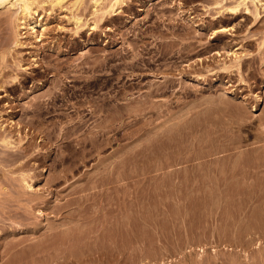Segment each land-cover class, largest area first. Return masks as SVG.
Segmentation results:
<instances>
[{"label":"rangeland","instance_id":"obj_1","mask_svg":"<svg viewBox=\"0 0 264 264\" xmlns=\"http://www.w3.org/2000/svg\"><path fill=\"white\" fill-rule=\"evenodd\" d=\"M39 1L19 19L0 10V133L15 146H0V264L82 257L92 242L106 251L92 264H264V7L125 0L98 23L91 0ZM95 57L109 65L88 68ZM118 89L126 113L93 115Z\"/></svg>","mask_w":264,"mask_h":264},{"label":"bare ground","instance_id":"obj_2","mask_svg":"<svg viewBox=\"0 0 264 264\" xmlns=\"http://www.w3.org/2000/svg\"><path fill=\"white\" fill-rule=\"evenodd\" d=\"M63 0H51V2H52V4L53 3H56V4H59L60 2H62ZM125 0H91L90 2H93L92 3V7H94L95 9L93 10V16L95 15L96 17V22L98 21V23H99V21H100V19H102V18H104L103 16V13H100V12H102V11H104V8H103V6H102V4H105L106 6H104L105 8H106V10H107V8L108 7H110L112 10H114L115 8H116V6L117 5H119L120 3L122 4L123 2H124ZM231 1V0H230ZM85 2H86V0H85ZM107 2V3H106ZM219 2H222V1H217V3H219ZM84 3V0H75V4L77 5V7H80V6H82V4ZM216 3V4H217ZM229 3V2H228ZM251 3V2H250ZM252 3L254 4V6H255V10L256 11H253V7L252 8H250V6H249V1L248 0H235L234 2H233V4L231 5V6H226V7H220L221 9L218 11V12H227V13H229V14H233V15H237V14H239V13H241L242 12V10H245L247 13H249V12H251V14H253L254 16H255V14L257 13V9L259 8V6H263L264 7V2H263V0H252ZM251 3V4H252ZM259 3H260V5H259ZM38 4H40V1L39 0H0V10L1 9H8V10H10V8H13L12 10L14 11V13H17V16H18V14H20V15H25V14H27L28 13V11H32V10H34V6L35 5H38ZM231 4V3H230ZM252 4V5H253ZM227 5V4H226ZM120 6V5H119ZM86 7H88L87 6V4H86ZM213 9V8H212ZM219 9V8H218ZM259 10V9H258ZM35 11V10H34ZM117 12V11H116ZM36 13V12H35ZM215 13V12H214ZM99 14H101V15H99ZM261 14V13H260ZM11 15V14H10ZM81 15V14H80ZM79 14H73V16H72V18L74 19V20H76L78 23H81V21H82V16H80ZM9 16V15H8ZM219 16H220V14H219ZM222 16V15H221ZM258 16H260V15H258ZM11 17V16H10ZM13 17V16H12ZM108 17H109V14H108ZM235 17V16H234ZM7 18V17H6ZM18 19H19V16L17 17ZM259 18V17H258ZM10 20V19H9ZM103 20V19H102ZM257 20V19H256ZM27 21V20H26ZM95 21V20H94ZM84 22V21H83ZM82 22V24H84ZM97 25H99V24H97ZM95 27V26H94ZM31 28H32V30H34V31H36L37 29H38V23L36 24V23H34V24H31ZM218 32V31H217ZM200 33V32H199ZM258 33V32H257ZM261 33V32H260ZM262 35H263V33H262ZM17 41V40H16ZM18 42V41H17ZM21 42V41H20ZM19 42V43H20ZM207 43V42H206ZM261 43V42H260ZM18 45V44H17ZM259 45V44H258ZM261 47V46H260ZM52 48V47H51ZM223 48V47H222ZM108 54V53H107ZM142 54V53H141ZM56 55V54H55ZM94 57V56H93ZM125 57V56H124ZM139 58V57H138ZM105 59H108V57L106 56L105 57ZM240 59V58H239ZM112 60V59H111ZM142 60V59H141ZM140 60V61H141ZM11 61V60H10ZM106 60H102V61H100L99 59H97L96 57L94 58V60L93 61H89L90 63H91V67H88V68H91L92 70H95V71H97L98 70V68H99V70L98 71H100L101 70V68L100 67H104L105 65H109V64H107L106 62H105ZM117 61V60H116ZM120 61V60H119ZM138 61H139V59H138ZM143 61H144V59H143ZM241 61V60H240ZM108 62V61H107ZM238 62V61H237ZM109 63V62H108ZM139 63V62H138ZM1 64V63H0ZM118 64V63H117ZM177 64V63H176ZM236 64V63H235ZM238 64V63H237ZM118 65H121V64H118ZM239 65V64H238ZM16 66V65H15ZM237 66V65H236ZM107 67V66H106ZM114 67V66H113ZM112 67V68H113ZM125 67H127V66H125ZM124 67V68H125ZM17 68V67H16ZM109 68H111V67H109ZM116 68V65H115V67H114V69ZM120 68V66H118V68L117 69H119ZM128 68V67H127ZM130 68H132V70H134V69H136V64H132V65H130ZM21 69V68H20ZM97 69V70H96ZM105 69V68H104ZM103 69V70H104ZM14 70H15V68H14ZM107 70V69H106ZM110 71H112V69L110 70ZM118 71H120V73L122 72L120 69L118 70ZM135 71V70H134ZM114 72V71H113ZM7 73V72H6ZM96 73V72H95ZM99 73V72H98ZM123 73V72H122ZM152 73V72H151ZM5 74V73H4ZM116 74L118 75L119 73H117L116 72ZM129 75H130V73H128ZM132 74V73H131ZM111 75H112V73H111ZM111 75H109V77L111 76ZM123 75V74H122ZM124 75H125V73H124ZM123 75V76H124ZM134 75V74H133ZM114 76V75H113ZM112 76V77H113ZM101 77V76H100ZM131 77V76H130ZM2 78V77H1ZM3 79V78H2ZM113 79H115V80H119L120 82H122L121 80H120V78H119V76L117 77H115V78H113ZM121 79H123V78H121ZM107 81V80H106ZM19 82V81H18ZM109 82V81H108ZM1 83V82H0ZM8 83V82H7ZM21 83V82H20ZM86 83V82H85ZM101 83H103V82H101ZM115 83V82H114ZM117 83H118V81H117ZM66 84V83H65ZM88 85V87L90 86V85H92V86H97V87H99V84H98V82H90V83H87ZM110 84V83H109ZM68 85V84H67ZM86 84H84V86H85ZM104 85H105V83H104ZM103 85V86H104ZM112 85V84H111ZM118 85V84H117ZM25 86V85H24ZM63 86V85H62ZM84 86L82 87L83 89H84ZM91 86V87H92ZM108 86V85H107ZM113 86V85H112ZM100 87H102V86H100ZM116 87V86H115ZM81 88V89H82ZM102 88H104V87H102ZM124 88V87H123ZM161 88V87H160ZM163 88H164V86H163ZM63 89V88H62ZM61 89V90H62ZM66 88L64 87V90H65ZM82 89V90H83ZM89 89V88H88ZM87 89V90H88ZM100 89V88H99ZM122 89V88H121ZM125 89V88H124ZM91 90H93V89H91ZM95 90V89H94ZM113 90V89H112ZM115 90V89H114ZM157 90V89H156ZM163 90V89H162ZM1 91H4V89L2 88V85H0V92ZM90 91V90H89ZM88 91V92H89ZM111 91V90H110ZM126 91V90H125ZM84 92V91H83ZM115 92V94H111V95H114V97H112V98H110V96L109 97H107L106 95H105V97H103V99L101 100V102H98V101H96L97 103H92V102H90V103H92L90 106L92 107L91 108V112L93 113V115L94 114H96L97 115V113L98 112H100L101 110L102 111H107V110H110V111H112L114 108L116 109H114L116 112L115 113H118L117 111L118 110H120L119 108H122L123 107V105L126 103L124 100H126L127 99V97H126V95L124 94V91H123V93H122V90H117V92L116 91H114ZM114 92H111V93H114ZM152 92V91H151ZM157 92V91H156ZM63 93H64V91H63ZM63 93H61V95L63 94ZM108 93V92H107ZM127 93V92H126ZM154 93V92H153ZM60 95V96H61ZM64 95V94H63ZM110 95V94H109ZM154 95V94H153ZM152 95V96H153ZM8 96V95H7ZM43 96V95H42ZM92 96V95H91ZM149 97L151 96V95H148ZM63 97V96H62ZM65 97V96H64ZM38 98V97H37ZM52 98H54V97H52ZM57 98H59V97H57ZM57 98H56V100H57ZM54 100V99H53ZM52 100V101H53ZM56 100H55V102H56ZM95 100V99H94ZM51 101V102H52ZM87 101V100H86ZM99 101H100V99H99ZM115 102V105L113 104L112 106H113V108H112V106L110 105L112 102ZM121 101V102H120ZM129 102H130V100H128ZM94 102V101H93ZM149 102V101H148ZM144 103V102H143ZM9 104V103H8ZM86 104V103H85ZM111 106V108H110V106ZM140 104V103H139ZM143 105V104H142ZM39 106H41V104L39 105ZM54 105H52V107H53ZM84 106V105H83ZM151 106V105H150ZM46 107V106H45ZM44 107V108H45ZM50 107V106H49ZM107 107H109V109H106ZM144 107V106H143ZM146 107V106H145ZM144 107V108H145ZM38 108V107H37ZM42 108V107H41ZM41 108H38V110H40L41 111ZM47 108H48V106H47ZM59 108H62V107H59ZM140 108V107H139ZM142 108V107H141ZM50 109V108H49ZM56 109V108H55ZM124 109H125V106H124ZM146 109V108H145ZM51 110V109H50ZM49 110V111H50ZM57 110V109H56ZM80 110V109H79ZM89 110V109H88ZM122 110H123V108H122ZM121 110V113H120V111H119V115H122V113H124L123 111ZM53 111H55V110H53ZM70 111V110H69ZM86 111V110H85ZM84 112V111H83ZM108 112V111H107ZM126 113V112H125ZM128 113V112H127ZM146 113V112H145ZM105 114V113H104ZM111 114H113L114 115V113H111ZM98 115H100V114H98ZM112 115V116H113ZM116 117H118L119 118V116L118 115H115ZM163 116V115H162ZM97 117V116H96ZM114 118V116H113V118H114V120L116 119L117 120V118ZM121 117V116H120ZM167 117V116H166ZM99 118H100V116H99ZM101 118H102V116H101ZM106 117H104V119H105ZM108 118V117H107ZM106 118V119H107ZM112 118V117H111ZM182 118V117H181ZM80 121H82L83 123H86L87 121H83V119H85L83 116L82 117H80ZM97 119H98V117H97ZM103 119V120H104ZM106 119H105V121H106ZM123 119V118H122ZM177 119V118H176ZM67 120V119H66ZM73 120V119H72ZM89 120V119H88ZM100 120V119H99ZM102 120V121H103ZM108 120H110V121H108ZM108 120L106 121L107 123L106 124H108L109 122H111V121H113L114 122V120H111V119H109L108 118ZM112 122V123H113ZM121 122V121H120ZM154 122V121H153ZM81 123V122H80ZM104 123V122H103ZM112 123H111V125H112ZM115 123V122H114ZM129 123V122H128ZM79 125V124H78ZM81 125V124H80ZM83 125V124H82ZM105 125V123L103 124V126ZM111 125H105L104 127L103 126H101V128L102 129H100V130H104V131H107V128L108 127H110ZM70 126V125H69ZM72 126V125H71ZM69 127V128H72V127ZM99 126V125H98ZM113 126V125H112ZM76 127H78V126H76ZM75 127V124H74V129L76 128ZM106 127V128H105ZM129 127V126H128ZM78 128H80V127H78ZM81 128H82V126H81ZM106 130H105V129ZM113 128V127H112ZM2 129V125H0V130ZM67 129V128H66ZM74 129H72V130H74ZM117 129V128H116ZM71 130V129H70ZM69 130V131H70ZM80 130V129H79ZM2 131V130H1ZM4 131V130H3ZM75 131H78V129L76 128L75 129ZM75 131H73L74 133H75ZM88 131V130H87ZM97 131V130H96ZM104 131H99V132H97V134L98 135H96V136H103V135H105L106 136V134L107 133H105ZM108 132H109V128H108ZM118 132V133H117ZM117 132H115L116 134H117V137L115 136V138L114 139H118V136L119 135H121L120 133H119V131H117ZM68 133H70V132H68L67 131V136H68ZM71 133H72V131H71ZM70 133V134H71ZM88 133V132H87ZM110 133V132H109ZM114 133V134H115ZM122 133V132H121ZM230 133V132H229ZM2 134H3V136H2ZM0 133V146H3L4 148H5V152L8 154V150H6V149H13L15 146L13 145L14 144V141L12 140V137L9 135V133H8V135L6 134V135H4V133ZM64 135V134H63ZM2 136V137H1ZM94 136V135H93ZM69 137V136H68ZM120 137L122 138L123 137V135L122 136H119V139H120ZM203 137V136H202ZM96 138V137H95ZM95 138H90V140H88V141H91V139H92V141L91 142H89V143H94V145L96 146V147H98V148H101V147H103V143L102 142H100V143H98L97 144V142H95V141H97V140H95ZM110 138V137H109ZM79 139V138H78ZM85 139L86 138H84V140L83 141H85ZM101 139V138H100ZM112 139H113V137H112ZM113 139V140H114ZM80 140H82V139H80ZM79 141V140H78ZM82 141V143H84ZM110 141V140H109ZM22 142V141H21ZM99 142V141H98ZM111 142V141H110ZM81 143V142H80ZM86 143V142H85ZM241 143V142H240ZM16 144V143H15ZM110 144V143H109ZM105 145H106V143H105ZM84 146V145H83ZM32 147V146H31ZM207 147V146H206ZM22 148V147H21ZM89 148V147H88ZM201 148V147H200ZM3 149V148H2ZM27 149H29V148H27ZM127 149V148H126ZM85 150V149H84ZM99 150V149H98ZM206 150V149H205ZM21 151V150H20ZM23 151V150H22ZM234 151V150H233ZM3 152V151H2ZM2 152H0L1 154H3ZM12 152V151H11ZM33 153V152H32ZM28 154H29V156H30V153L29 152H25V154L23 153V152H19L18 154H16L17 156H16V158H15V163H17V161H18V163L20 164V163H24V161L26 160V158H27V156H28ZM126 154V153H125ZM11 155H13V154H11ZM39 155V154H38ZM83 155V154H82ZM91 155V154H90ZM89 155V156H90ZM14 156V155H13ZM119 156V155H118ZM136 156V155H135ZM11 157V156H10ZM235 157V156H234ZM1 158V157H0ZM119 158V157H118ZM125 158V157H124ZM127 158V157H126ZM9 159V158H8ZM174 159V158H173ZM72 160V159H71ZM12 161H13V159H12ZM20 161V162H19ZM124 161V160H123ZM137 161V160H136ZM5 162V161H4ZM11 162V161H10ZM69 162V161H68ZM73 163V162H72ZM5 165H6V163H5ZM18 165V164H17ZM232 165V164H231ZM63 166V165H62ZM123 168V167H122ZM193 169V168H192ZM57 170V169H56ZM221 170V169H220ZM23 171V170H22ZM117 171V170H116ZM24 172H26V171H24ZM28 173V175H29V171L27 172ZM120 173V172H119ZM224 173V172H223ZM26 173H22V176H23V178H24V181L25 182H27V180H28V176ZM61 175V174H60ZM259 175V174H258ZM32 177V176H31ZM30 177V178H31ZM9 178V177H8ZM32 178H34V177H32ZM60 178V177H59ZM28 184H29V182H27ZM93 184V183H92ZM242 184V183H241ZM93 186V185H92ZM11 187V186H10ZM30 188V187H29ZM96 189V188H95ZM226 191V190H225ZM30 194V193H29ZM64 194V193H63ZM92 194V193H91ZM226 198V197H225ZM89 200V199H88ZM101 200V199H100ZM134 200V199H133ZM56 201V200H55ZM122 201V200H121ZM221 202V201H220ZM236 203V202H235ZM122 204V203H121ZM49 206V205H48ZM66 206H69V205H66ZM58 207V206H57ZM93 207V206H92ZM85 208V207H84ZM62 209V210H61ZM61 209H59V211L60 212H62L63 211V209H64V207L63 208H61ZM75 209V208H74ZM79 210V209H78ZM82 210V209H81ZM87 210V209H86ZM109 210V209H108ZM56 211H57V209H56ZM89 211V210H88ZM68 212V211H67ZM72 212H75V210L74 211H72ZM72 212H70V210H69V213H72ZM83 212V211H82ZM92 212V211H91ZM104 212V211H103ZM55 213H58V212H55ZM64 213H66V212H64ZM78 213H79V211H78ZM84 213V212H83ZM90 213V212H89ZM94 213V212H93ZM126 213V212H125ZM75 214H77V211H76V213ZM67 215V216H69V218L71 219V220H73L72 218H74V220L76 219L75 217H77L76 215ZM86 214V213H85ZM84 214V215H85ZM96 214V213H95ZM94 214V215H95ZM101 214V213H100ZM99 214V215H100ZM106 214V213H105ZM109 214V213H108ZM131 214V213H130ZM57 215V214H56ZM63 215V214H62ZM89 216H90V214H88ZM107 215V214H106ZM123 215V214H122ZM126 215H127V213H126ZM82 216V215H81ZM93 216V215H92ZM103 216V215H102ZM121 216V215H120ZM124 216V215H123ZM98 217V216H97ZM100 217H101V215H100ZM109 217V216H108ZM115 217V216H114ZM78 218H79V216H78ZM80 218H82V217H80ZM90 218H94V217H90ZM105 218V217H104ZM107 218V217H106ZM111 218V217H110ZM122 218V217H121ZM51 219V218H50ZM64 219H66V218H64ZM84 218H82V220H83ZM114 219V218H113ZM116 220H117V218H115ZM80 220V219H79ZM85 220V219H84ZM105 220V219H104ZM85 221H87V220H85ZM95 221H97L96 219H95ZM100 221V220H99ZM99 221L97 222V223H99ZM102 221H103V218H102ZM101 221V222H102ZM113 221V220H112ZM69 222H71V221H69ZM68 222V223H69ZM73 222V221H72ZM91 222V221H90ZM89 222V218H88V223H90ZM104 222V221H103ZM108 222H111V220L109 221L108 220ZM114 222H115V220H114ZM118 222V221H117ZM57 223V222H56ZM87 223V222H86ZM105 223H107V222H105ZM113 223V222H112ZM65 224H67V223H65ZM71 224V223H70ZM80 224V223H79ZM93 224V223H92ZM111 224V223H110ZM90 225V224H89ZM94 226L96 225L95 223L93 224ZM98 225V224H97ZM102 225V224H101ZM116 225V224H115ZM54 226V225H53ZM73 226V225H72ZM81 226V225H80ZM84 226V225H83ZM82 226V227H83ZM118 226V225H117ZM57 227V226H56ZM56 227H55V229H56ZM87 227V226H86ZM93 227V226H92ZM53 228V227H52ZM51 228V229H52ZM58 228V227H57ZM68 228V227H67ZM72 228V227H71ZM74 229H65L66 230V232H68L67 233V235H72L74 232H75V229H77V224H76V228L75 227H73ZM90 227H88V229H89ZM96 228V227H95ZM103 229H104V226L102 227ZM80 229V228H79ZM78 229V230H79ZM82 229V228H81ZM80 229V230H81ZM87 229V228H86ZM1 230V229H0ZM44 230V229H43ZM65 230H63L64 232H65ZM85 230V229H84ZM90 230V229H89ZM102 230V229H101ZM3 231V230H2ZM60 231V230H59ZM59 231H57V234L59 233ZM74 231V232H73ZM81 231H83V230H81ZM54 232H55V230H54ZM61 232V231H60ZM64 232L62 233L64 236H65V234H64ZM65 232V233H66ZM73 232V233H72ZM78 232V231H77ZM86 232H90V231H86ZM85 232V233H86ZM101 233V232H100ZM57 234H55L56 236H57ZM59 234H61V233H59ZM61 234V235H62ZM81 234H82V232H81ZM83 234H84V232H83ZM95 234H96V231H95ZM99 234V233H98ZM117 234V233H116ZM263 234V233H262ZM87 235V234H86ZM50 236V235H49ZM76 236V235H75ZM78 236V235H77ZM82 236V235H81ZM84 236V235H83ZM97 236V235H96ZM63 237V236H62ZM68 237V236H67ZM89 237H90V235H89ZM88 237V238H89ZM254 237V236H253ZM252 237V238H253ZM72 238V237H71ZM83 237H81V239H82ZM91 238V237H90ZM98 238V237H97ZM49 239V238H48ZM242 239V238H241ZM65 240V239H64ZM67 240V239H66ZM85 240H87V238L85 239ZM85 240H83V241H85ZM44 241H45V239H44ZM88 241V240H87ZM91 241H92V239H91ZM82 242V241H81ZM241 242V241H240ZM250 242H252V241H250ZM253 242H255V241H253ZM252 242V243H253ZM65 243H66V241H65ZM68 243V242H67ZM70 243V242H69ZM93 243V242H92ZM92 243H89V249H88V247L86 246V244H85V246L87 247V248H85L86 250L88 249V251H86L85 250V253H83L84 255L82 256V257H80V256H78V257H76L77 256V254L74 256V257H72V255H71V250H70V254H69V251L67 252V253H61L60 254V256H58L57 254H52L53 256V258L55 259V261L54 262H56V264H92V263H94V261H97L98 259H101V258H103V256L105 255V252L106 251H104L105 249L104 248H101L100 247V249H104V250H98V248H97V250L95 251V249L96 248H93V250L94 251H92L91 249H92V247L94 246V244H93V246L92 245H90V244H92ZM97 243V242H96ZM244 243V242H243ZM45 244L47 245V243L45 242ZM239 244V243H238ZM248 244V243H247ZM251 244V243H250ZM11 245V244H10ZM65 245V244H64ZM81 245H82V243H81ZM243 245V244H242ZM7 246V245H6ZM12 246V245H11ZM49 246V245H48ZM66 246H68V245H66ZM65 246V247H66ZM72 246H73V243H72ZM80 246V245H79ZM91 246V247H90ZM47 247V246H46ZM54 247V246H53ZM71 247V246H70ZM250 247V246H249ZM8 248V247H7ZM45 248V247H44ZM43 248V249H44ZM52 248V247H51ZM61 248H62V246H61ZM72 248V247H71ZM70 248V249H71ZM83 248V249H84ZM15 249V248H14ZM29 249V248H28ZM43 249H41V251L43 250ZM47 249H49V247L47 248ZM62 249H64V248H62ZM67 249H68V247H67ZM54 250H56V249H54ZM74 250V248L72 249V251ZM52 251V250H51ZM64 251V250H63ZM63 251H61V252H63ZM66 251V250H65ZM64 251V252H65ZM92 251V252H91ZM47 252H49V255L50 256H46V257H49L50 259L49 260H46V259H44V261L46 260V261H50V262H53V261H51L52 259V257H51V252H50V249H49V251H47ZM82 252H84L83 250H82ZM42 253V252H41ZM44 253V252H43ZM57 253H60V248H59V250L57 251ZM48 254V253H47ZM81 255V254H80ZM113 255V254H112ZM116 255V254H115ZM258 255V254H257ZM111 256V255H110ZM109 256V257H110ZM21 257V256H20ZM61 257H63V258H61ZM80 257V258H79ZM199 257V256H198ZM247 258V257H246ZM34 259V258H33ZM48 259V258H47ZM60 259H62V260H60ZM249 259V258H248ZM45 261V262H46ZM101 261V260H100ZM118 261V260H117ZM260 261V260H259ZM19 262V261H18ZM25 262H27V261H25ZM34 262V261H33ZM50 262H46L47 264H49ZM247 262V261H246ZM97 262H95V264H96ZM37 264V263H36ZM234 264V263H233Z\"/></svg>","mask_w":264,"mask_h":264}]
</instances>
